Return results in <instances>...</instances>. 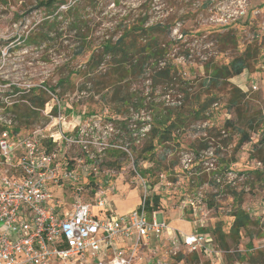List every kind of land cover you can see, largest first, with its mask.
<instances>
[{
    "label": "rangeland",
    "instance_id": "1",
    "mask_svg": "<svg viewBox=\"0 0 264 264\" xmlns=\"http://www.w3.org/2000/svg\"><path fill=\"white\" fill-rule=\"evenodd\" d=\"M61 1L67 4L59 6ZM228 1L57 0L59 9L53 12L38 8L37 0H0V130L6 125L10 131L19 127L22 136L41 130L44 137L66 136L74 140V143L59 141V153L75 164L74 160L86 153L94 156L100 179L113 189L118 214L135 208L146 186L151 199L160 197L159 214L168 227L188 231L181 233L195 231L192 213L182 212L180 204L193 198L196 192L203 194L201 203L208 210V229L203 232L211 230L217 239L218 228L230 234L232 215L238 205L234 194L241 196L252 225L241 230L239 238L226 239L229 249L237 251L229 262L263 264L264 0H249L247 16L229 21L222 28L225 21H219L227 19L235 8ZM76 3L78 14L87 23L85 32L93 48L106 35L115 34V39L118 38L125 19L145 17L148 26L156 23L167 26L168 31L161 30L159 39L172 45L168 58L178 66L176 79L173 83L159 81L155 85L147 74L129 81L127 86L137 90L144 106L138 110L128 106L123 108L122 115H117L102 100L103 92L97 90L108 76L98 79L96 89L87 92L81 90L83 77L72 75V85H67L66 91L58 89L55 94L46 95L48 102L40 110V118L28 125L15 121L13 106L29 105L24 98L25 90L45 84L54 87L70 70L87 62L89 52L74 57L79 45L76 32L62 17L56 26L60 35L52 34L50 41L43 44L25 41L44 18L51 20L58 13L65 14L68 6ZM241 56L248 64L241 76L222 81L219 87L203 86L207 64L223 66ZM104 64L99 71L107 69ZM230 86L246 94L240 111L230 104ZM185 93L207 105L204 114L189 118L184 127L175 130L169 142L156 147L152 156L145 154L143 150L150 139L143 134L150 128L154 107L181 106L187 102ZM55 106L61 108L57 113L53 112ZM128 133L134 136L125 138ZM244 134L250 137V142L240 145ZM229 173L234 176L231 182ZM65 188L70 189L69 185ZM55 191L60 195L59 189ZM180 232L176 233L182 240ZM163 242L154 247L161 250L174 247L167 239ZM186 264L207 263L192 260Z\"/></svg>",
    "mask_w": 264,
    "mask_h": 264
},
{
    "label": "built area",
    "instance_id": "2",
    "mask_svg": "<svg viewBox=\"0 0 264 264\" xmlns=\"http://www.w3.org/2000/svg\"><path fill=\"white\" fill-rule=\"evenodd\" d=\"M228 2L235 8L219 21L223 27L248 14L249 0ZM59 141L75 142L44 137L41 130L22 137L0 130V264H231L237 251L216 247L215 235L203 232L208 210L200 191L180 204L182 212L192 213L195 227L189 234L178 231L182 240L159 211H148L146 186L135 210L101 218L94 209H109V187L94 156L86 153L75 164L59 153ZM164 239L174 247L155 248Z\"/></svg>",
    "mask_w": 264,
    "mask_h": 264
},
{
    "label": "trees",
    "instance_id": "3",
    "mask_svg": "<svg viewBox=\"0 0 264 264\" xmlns=\"http://www.w3.org/2000/svg\"><path fill=\"white\" fill-rule=\"evenodd\" d=\"M38 8H44L47 11L55 12L59 6H64L67 3L61 1L57 7V0H37ZM78 10V5H69L65 14L58 13L53 18H44L40 25L37 26L35 33L29 35L25 41L29 44H43L50 41L52 34H58L57 23L59 17L68 20L69 26L75 30L77 41L79 43L76 48L77 51L74 57L85 55L89 52V57L84 66L79 69L70 70L65 78H61L54 86L45 84L43 87H34L25 90L24 98L29 102V105H14L13 113L15 121L29 124L31 120L40 118V110H43L48 100L46 95L48 93L55 94L58 89L66 91V87L71 86V76L77 75L83 77V85L81 90L90 92L89 89H96V82L103 76H108L107 79L99 83L98 92H103L102 100L111 106L112 111L117 115L123 114V108L133 106L136 110L144 106V100L141 99L137 90L129 89L127 83L131 80H137L150 74L152 82L156 85L159 81L173 83L178 75V66L175 62L170 60L171 44L165 45L159 39L161 30L168 31V27L162 23H156L152 26L147 25V18L139 17L134 21L124 20L121 22L119 30L121 34L115 39V34L106 35L102 41L96 46L92 47L91 42L86 35L87 23L82 19ZM116 29L118 26L115 27ZM224 28V27H222ZM105 63V64H104ZM104 64L107 69L103 72L99 71V67ZM207 78L204 80L203 86L205 88L219 87L222 81H229L234 77L241 76L248 68L247 59L244 56L236 57L232 62L223 66L206 65ZM105 69V68H104ZM210 73V74H209ZM95 82V83H94ZM232 97L230 104L238 111L241 110V104L246 94L241 92L238 88L230 86ZM16 92H21L14 88ZM28 91V92H27ZM187 104L175 106L171 108L154 107L153 115L151 116V123L148 132L144 133V137L150 139L148 147L143 150L145 154L152 156L157 146L169 142L175 133V130L186 125L189 118H199L206 110L205 104H200V99L195 97L190 98L189 93H185ZM150 107V106H149ZM61 108L55 106L53 112L57 113ZM199 109V110H197ZM66 113L69 110H65ZM1 130L9 131L13 136H21L20 128L16 127L14 131H10L5 125ZM241 132L240 128H237ZM133 133L125 135L133 137ZM156 141V145L154 142ZM250 142V137L247 134L243 135L240 145ZM132 152L133 149H131ZM131 152V153H132ZM118 153V151H114ZM113 153V154H114ZM235 204H238L234 214V222L229 235L222 232L221 228L217 229V236L220 240L215 239V246L230 250L226 239L229 236L235 238L240 237L241 230L252 225V220L249 214L244 210L241 196L234 194ZM161 203L160 197L154 196L152 199V206L150 202L148 211H160ZM213 235L211 230H208ZM216 237V236H215ZM220 243V245H219ZM264 264V263H263Z\"/></svg>",
    "mask_w": 264,
    "mask_h": 264
},
{
    "label": "crops",
    "instance_id": "4",
    "mask_svg": "<svg viewBox=\"0 0 264 264\" xmlns=\"http://www.w3.org/2000/svg\"><path fill=\"white\" fill-rule=\"evenodd\" d=\"M112 186H113V184H112ZM112 195H113V189H112V187H111V189L109 188V191H108V194H107V198H108V202H109V204H108L109 209H108V210H110V211L105 210V211L101 212L102 210L94 209L95 213L98 214L101 218H104L105 216L110 215V213H112V214H116V215L130 213L131 211L135 210V209L138 207V205H139V204H138L135 208H133V209H131V210H127L125 213L122 212V213H119V214H118L117 211H116V207H115V203H114V199H113ZM114 198H115V197H114ZM179 220H180V219H179ZM180 221H181V220H180ZM181 222H182V221H181ZM188 223H189V222H188ZM189 224H190V226H191V223H189ZM193 224H194V223H193ZM191 227H192V226H191ZM170 229H172V230H176V231H181V232H188V231H185V230H183V229H173V228H170ZM190 230H191V229H190ZM120 245H123V244L121 243Z\"/></svg>",
    "mask_w": 264,
    "mask_h": 264
}]
</instances>
